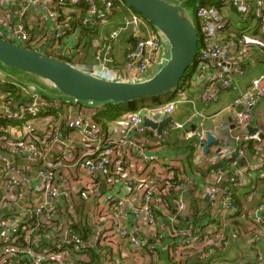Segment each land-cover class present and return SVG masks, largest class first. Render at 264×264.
<instances>
[{
    "label": "built area",
    "instance_id": "2783aa9c",
    "mask_svg": "<svg viewBox=\"0 0 264 264\" xmlns=\"http://www.w3.org/2000/svg\"><path fill=\"white\" fill-rule=\"evenodd\" d=\"M186 1L178 3L186 7ZM10 3L17 7L11 16L4 12ZM224 6L235 10L239 21L257 23L264 50V0L186 7L203 31L194 72L171 98L141 104L116 119L100 115L106 103L90 110V102L11 79L23 98L0 93V264H186L196 256L210 264H264V200L249 204L257 192L254 180L264 167V139L253 152L240 144L217 149L212 162L220 166L205 176L167 152L171 133L179 131L185 141L196 137L197 165L198 154H205L206 115L195 112L201 120L193 130L173 116L178 104L194 105L188 97L193 77L204 78L211 61L224 88L233 87L232 73L244 74L233 55L239 40L226 33L229 19ZM122 7L128 10L127 17L102 37L106 43L96 45L95 74L142 81L167 62L168 44L160 31L121 0H0V36L68 58L81 47L82 29L110 21ZM32 18L35 30L28 27ZM125 32L134 41L123 65H118L115 52ZM3 75L0 71L5 80ZM261 100L264 73L238 91L229 106L237 126L247 131L256 123L255 106ZM157 114V122L171 116L172 120L161 133H151L145 117ZM250 139L256 141V136L241 141ZM244 160L250 164L242 165ZM212 162L199 168L208 173ZM248 187L250 200L234 201L233 192ZM191 201L197 215L209 216L196 221ZM233 220L240 225L228 228ZM233 246L241 248L238 259L228 255ZM219 251L223 254L216 255Z\"/></svg>",
    "mask_w": 264,
    "mask_h": 264
},
{
    "label": "water",
    "instance_id": "95a60500",
    "mask_svg": "<svg viewBox=\"0 0 264 264\" xmlns=\"http://www.w3.org/2000/svg\"><path fill=\"white\" fill-rule=\"evenodd\" d=\"M129 8L139 13L148 23L160 31L168 44L167 62L151 77L142 81L127 82L108 79L96 75L39 50L22 46L0 36V67L5 74L14 77L8 68L34 76L44 82V91L82 102L127 103L136 100L160 97L175 92L190 75L195 66L200 46V32L194 16L181 3L169 0H121ZM1 70V69H0ZM223 83V80L220 81ZM151 101V100H147ZM145 117L151 133L162 132L172 116L157 120ZM248 135L256 136V143L264 139V128L248 125ZM219 140L207 131L205 153ZM218 151L221 147L217 148Z\"/></svg>",
    "mask_w": 264,
    "mask_h": 264
},
{
    "label": "crops",
    "instance_id": "0c3cea01",
    "mask_svg": "<svg viewBox=\"0 0 264 264\" xmlns=\"http://www.w3.org/2000/svg\"><path fill=\"white\" fill-rule=\"evenodd\" d=\"M169 1L179 2V0ZM15 7L16 5L13 4L7 5L4 7V12L11 16V12ZM223 9L226 11L229 19V28L226 30V33L228 32V30L232 31L231 34L234 35H236V33H241V35H239L241 38L239 39V49L238 51H235L233 55L236 65L244 70V74L240 75L232 73L231 76L233 78V87L224 88L222 83L220 82V79L216 76L213 70L214 67L212 66V64L214 63V61H211L208 67L207 75L204 78L198 80L194 76V83L191 84L190 89L188 90V97L194 102V105H191L192 112L188 113L187 110H181L179 113H177V107L175 113L173 114L175 121H180L182 123L186 122V128L191 130L195 129L196 124L201 120V117L195 114V112L199 110L206 115V119L204 120L205 129L207 131H211L219 140V143L215 146H212L209 153L202 154L200 152L198 154L199 156L197 160L201 162V165L198 164V166L203 167L208 166L207 164L214 160L217 148L239 145L241 142V138H244L248 135L247 131L244 130L243 127L241 128L237 126L234 112L229 106L232 105L234 97L236 96L238 91L246 90L250 86L251 81L254 77L261 73H264V50L262 49L260 34L257 30V23L251 20L247 24H245L243 29H238L235 26L236 20L239 21L238 13L227 6H224ZM127 15L128 10L125 7H122L118 9L117 13L114 14L110 21L99 22L95 25V27L88 28L89 31L87 33L82 30L79 36L81 47H77L78 49H76V51H72V54L68 55V58L71 59L72 64L95 74L97 71V65L99 64L95 59L94 54L97 43H106L107 39H103L102 37L106 36L112 30L118 28L122 24L125 17H127ZM28 27L30 29L32 28L33 30L36 29L37 22L35 18H32L28 22ZM133 41L134 38L132 37L131 33L125 32L124 34H122L115 52L116 59L119 61L118 65H123L124 54L127 49L133 44ZM0 69L1 72L2 70H4L1 67ZM194 70L195 66H193V68L191 69L190 74H192ZM6 71L12 74L14 76L13 78H18L16 75L20 74L18 72L9 70ZM2 73L6 76L5 77L3 75L6 80L12 79L10 75L5 74L4 72ZM107 78L110 79V77ZM34 84L45 86L44 82L40 79ZM206 87L210 88L207 94L205 92ZM141 104L154 103L152 101H146ZM255 113L256 123L254 125L256 127H259L260 131H263L264 100H261L255 106ZM181 134L182 133L179 132V139L174 141V138H172V141L182 143L184 140L181 138ZM238 137L241 138L238 139ZM172 141H170V148H168L169 151H167L170 154V157H174V159H176L177 161L182 160L185 164H190L188 161L183 160L184 156L180 154V151L176 150L174 146H171ZM246 162L247 160H244L241 164H250ZM190 165H196L195 161H193V163ZM254 185L257 191H253V193L256 192V194L254 195V200L249 201V197L252 194L247 190H244V194H239L242 195V199H245L246 201L248 198L249 204H255L258 199L264 200V183L262 184V182H256L254 183ZM247 189L249 190L250 188L248 187ZM250 191L252 190L250 189ZM240 250L241 248L236 246L230 248L228 254L230 255V259H238L241 254Z\"/></svg>",
    "mask_w": 264,
    "mask_h": 264
},
{
    "label": "trees",
    "instance_id": "16d2710c",
    "mask_svg": "<svg viewBox=\"0 0 264 264\" xmlns=\"http://www.w3.org/2000/svg\"><path fill=\"white\" fill-rule=\"evenodd\" d=\"M222 0H187L185 2L186 7H188V9H192L195 7V5L197 4H213L216 5L217 7H220V3ZM197 23V27L199 29L200 32V47L202 46L203 43V31L201 29V25L199 23V21L196 22ZM88 28L90 27H86L82 30L85 31V33H87L89 30ZM229 27H227L228 29ZM226 29V30H227ZM232 31L228 30L227 35L228 36H232L231 34ZM241 33L237 34L236 33V38L239 40L241 39L240 36ZM27 46V45H26ZM29 47V46H28ZM59 59L64 60L66 62L72 63L70 58H66V57H59ZM17 71V70H16ZM22 73V72H21ZM13 78V77H12ZM0 93L2 94H11V96H13L14 98H16L17 100H20L21 98H23V94L21 91V88L16 86L13 82V80H2L0 79ZM9 98V97H8ZM147 100H151L153 103L157 104L160 102H164V97L160 96V97H154V98H150V99H143V100H136V101H132V102H127V103H113V102H107L106 106L107 109L106 110H102L103 112H101V116L107 118V119H114L116 117H119L121 114H124L125 112H129L132 110L137 109L141 103L146 102ZM184 111L187 110L188 113L192 112L191 109V104L189 103H181L180 105L178 104V109H177V113H179L180 111ZM98 120H100V118H97ZM3 124L7 125L8 123L6 121L3 122ZM183 141V140H182ZM185 143V144H184ZM196 143H197V139L196 137H194L191 141H183L182 143H178V142H171V146H174L176 148V150L180 151V154H182L184 156L183 160L188 161L190 164L193 163V161H195L196 159V152H197V148H196ZM240 145L246 146L248 148L249 151H255V147H256V141L254 139H250V140H243L241 141ZM264 151V148H263ZM227 160L222 161L221 163H226ZM218 166H220L219 164L213 163L209 165L208 167V173L205 171H202L201 168H199L200 166L193 165L191 168V170L193 171H200L201 174L203 176L208 175L211 171H213L214 169H216ZM256 182H262V184L264 183V167L258 171L257 173V177L254 180V183ZM248 190V189H247ZM250 192V189L249 191ZM244 194V190H240L239 192L234 191L233 192V199L234 201H236L239 204H243L244 199L240 198L238 194ZM189 209L190 210H194L193 213V217L196 221H200L203 218L209 216L208 214H205V212L202 214L200 212V215H197L198 212L197 210H195V201H191L189 202ZM230 227H237L240 225L239 221L233 220V222H230ZM223 252H218L216 255H222ZM225 255V254H224ZM169 262V261H168ZM169 264H172L171 262H169ZM186 264H210L209 263V259L207 260H203L200 257H190Z\"/></svg>",
    "mask_w": 264,
    "mask_h": 264
},
{
    "label": "rangeland",
    "instance_id": "374dc122",
    "mask_svg": "<svg viewBox=\"0 0 264 264\" xmlns=\"http://www.w3.org/2000/svg\"><path fill=\"white\" fill-rule=\"evenodd\" d=\"M191 12V11H190ZM245 24H247V23H245V22H243V21H238V20H236V23H235V26L238 28V29H243L244 28V26H245ZM165 64V63H164ZM163 64V65H164ZM162 65V66H163ZM7 70H9V71H13V72H18V73H20V74H17L16 76L18 77V78H20L21 80H24V81H29L30 83H32V84H34L35 82H37L39 79L38 78H35L34 76H29V74H23V73H21L20 71H16V70H14V69H11V68H8ZM35 80H37V81H35ZM38 84V83H37ZM172 93L173 92H170V93H167V94H164L163 95V97H164V100L165 99H169V98H171L172 97ZM102 103H97V102H91V103H89V105H91L90 106V110H94L98 105H101ZM178 134H179V131H173L172 133H171V138H174V141L175 140H177V139H179L178 138Z\"/></svg>",
    "mask_w": 264,
    "mask_h": 264
}]
</instances>
